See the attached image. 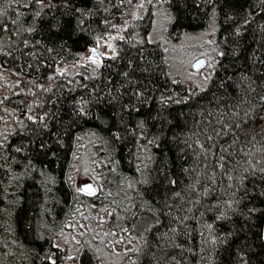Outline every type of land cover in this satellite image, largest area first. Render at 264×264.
<instances>
[{
  "label": "trees",
  "instance_id": "trees-1",
  "mask_svg": "<svg viewBox=\"0 0 264 264\" xmlns=\"http://www.w3.org/2000/svg\"><path fill=\"white\" fill-rule=\"evenodd\" d=\"M156 2L170 37L214 24L206 89L189 92L145 39L146 0H0V112L16 127L0 141V264H114L56 241L87 132L108 193L79 204H116L109 226L135 241L126 264H264V0ZM120 24L95 74L62 72Z\"/></svg>",
  "mask_w": 264,
  "mask_h": 264
},
{
  "label": "rangeland",
  "instance_id": "rangeland-1",
  "mask_svg": "<svg viewBox=\"0 0 264 264\" xmlns=\"http://www.w3.org/2000/svg\"><path fill=\"white\" fill-rule=\"evenodd\" d=\"M146 1L149 8L152 7L153 20L145 39L148 42H156L161 45L166 52L171 75L182 81L189 92L206 89L220 54L215 43L214 24L199 33H185L181 36L170 37L169 34L167 35L169 16L166 10L156 0ZM126 27L127 24L114 27L113 36L97 41L94 47L81 53L79 60L62 69V72L70 75L81 73L85 76L95 74L101 66V59L115 57V42L123 37ZM137 37V40H142L140 36ZM92 52H95V57H93ZM199 59H203V64L197 69H193L194 63ZM4 78L5 76L1 74L0 80ZM15 129V122L10 114L1 109L0 141ZM95 140V136L87 132L79 135L75 144L68 173L70 182L77 194L78 204L74 207L73 217L59 232L56 241L58 246L67 254V258L75 256L84 247L102 256L104 261L126 264L131 261L130 254L134 249L135 241L129 232L116 230L115 226H109L108 220L112 218L116 204L104 203L94 206L79 204L82 202L81 195L96 197L108 193L107 191L105 193L104 190L99 156L94 153ZM88 183L95 189L94 194H87L82 191V186ZM117 192L120 193L121 189H116L115 193Z\"/></svg>",
  "mask_w": 264,
  "mask_h": 264
},
{
  "label": "water",
  "instance_id": "water-1",
  "mask_svg": "<svg viewBox=\"0 0 264 264\" xmlns=\"http://www.w3.org/2000/svg\"><path fill=\"white\" fill-rule=\"evenodd\" d=\"M92 53H93V57H95V52H92ZM202 64H203L202 59L197 60L193 65V69H197ZM82 190L87 194H93L94 193V189L90 184L82 186ZM263 239H264V228H263Z\"/></svg>",
  "mask_w": 264,
  "mask_h": 264
},
{
  "label": "bare ground",
  "instance_id": "bare-ground-1",
  "mask_svg": "<svg viewBox=\"0 0 264 264\" xmlns=\"http://www.w3.org/2000/svg\"><path fill=\"white\" fill-rule=\"evenodd\" d=\"M202 60H203V59H202ZM88 184H89V183H88ZM86 185H87V184H86ZM90 185H91V184H90ZM83 186H84V185H83ZM91 186H92V185H91ZM92 187H93V186H92ZM93 189H94V188H93ZM82 191H83V190H82ZM83 192H84V191H83ZM94 193H95V189H94ZM94 193H93V194H94Z\"/></svg>",
  "mask_w": 264,
  "mask_h": 264
}]
</instances>
